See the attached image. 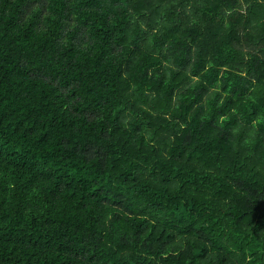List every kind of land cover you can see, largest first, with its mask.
Returning a JSON list of instances; mask_svg holds the SVG:
<instances>
[{
  "label": "trees",
  "instance_id": "trees-1",
  "mask_svg": "<svg viewBox=\"0 0 264 264\" xmlns=\"http://www.w3.org/2000/svg\"><path fill=\"white\" fill-rule=\"evenodd\" d=\"M0 264H264V0H0Z\"/></svg>",
  "mask_w": 264,
  "mask_h": 264
}]
</instances>
